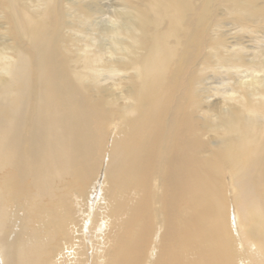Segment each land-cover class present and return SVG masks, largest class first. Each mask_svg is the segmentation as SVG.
Instances as JSON below:
<instances>
[{
	"label": "bare ground",
	"instance_id": "1",
	"mask_svg": "<svg viewBox=\"0 0 264 264\" xmlns=\"http://www.w3.org/2000/svg\"><path fill=\"white\" fill-rule=\"evenodd\" d=\"M83 1L0 0V264H264V3Z\"/></svg>",
	"mask_w": 264,
	"mask_h": 264
},
{
	"label": "rangeland",
	"instance_id": "2",
	"mask_svg": "<svg viewBox=\"0 0 264 264\" xmlns=\"http://www.w3.org/2000/svg\"><path fill=\"white\" fill-rule=\"evenodd\" d=\"M261 3H264V0H259ZM90 0H84L83 1V5H85L86 7H90ZM106 2H108V0H104L103 1V3H106ZM115 2V1H114ZM113 1L111 2V4H113L114 3ZM114 5V4H113ZM113 11H114V7L113 6H110V5H108V6H106L105 7V16H109V15H111V14H113ZM256 28V29H255ZM254 29L253 28H251V29H249V30H246V31H244V32H242L241 30H231V32L229 33V35L228 36H231V37H228V40L230 41V42H232L233 44H236V45H238V47H240V45H241V47H242V45L244 44V45H246V46H244V47H247V45H248V47H247V49L250 51V49L252 50V52H255V51H257V49L258 50H260L259 49V45H261L262 43H261V40H258L263 34H264V25H260V27L259 26H257V27H255ZM261 28V29H260ZM255 30H257V31H255ZM250 31H251V33H250ZM234 33H236V34H234ZM233 34V35H232ZM250 36V37H249ZM259 36V37H258ZM253 40V42H252V40ZM257 40V41H256ZM254 41H255V43H254ZM235 42V43H234ZM237 42V43H236ZM252 42V43H251ZM231 43V44H232ZM251 43V44H250ZM252 46V47H251ZM257 46V47H256ZM259 46V47H258ZM254 50V51H253ZM248 51V52H249ZM209 71V70H208ZM208 71H206L205 72V76L206 77H212L213 75H214V72H212V70H210L209 72ZM242 71H243V69H242ZM207 72H208V74H207ZM238 74V73H237ZM237 74H232V75H234V76H237ZM239 75H244V74H240L239 73ZM112 138V137H111ZM100 182H101V178H99L98 179ZM100 182L99 183H95V187H96V193H101L100 192ZM90 193H92V192H90ZM89 196H91V194L89 195Z\"/></svg>",
	"mask_w": 264,
	"mask_h": 264
}]
</instances>
